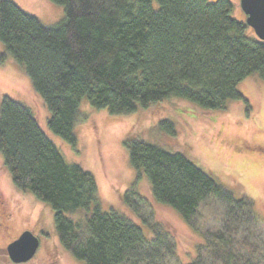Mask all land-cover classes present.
I'll use <instances>...</instances> for the list:
<instances>
[{"label": "trees", "instance_id": "16d2710c", "mask_svg": "<svg viewBox=\"0 0 264 264\" xmlns=\"http://www.w3.org/2000/svg\"><path fill=\"white\" fill-rule=\"evenodd\" d=\"M64 7L53 26L0 0V42L30 77L49 112L48 127L73 148L80 107L87 100L112 115L177 96L206 110L249 101L247 77L264 81V41L233 17L230 0H51ZM250 31V32H249ZM250 36L252 37H249ZM163 127L168 122H163ZM129 160L149 180L159 204L177 211L203 242L183 262L177 241L154 220L134 187L123 203L139 218L104 211L97 182L70 164L27 106L8 95L0 105V153L14 186L54 213L60 244L86 264H264V218L187 151H170L129 133ZM223 210L217 229L201 230V206Z\"/></svg>", "mask_w": 264, "mask_h": 264}, {"label": "rangeland", "instance_id": "374dc122", "mask_svg": "<svg viewBox=\"0 0 264 264\" xmlns=\"http://www.w3.org/2000/svg\"><path fill=\"white\" fill-rule=\"evenodd\" d=\"M12 1L47 26L56 25L65 17L64 7L51 0ZM230 1L234 5L233 17L246 21L241 0ZM251 34L256 36L252 28ZM4 53L0 42V105L2 97L8 95L32 110L66 161L80 164L94 175L97 199L104 211L115 209L139 223V218L123 203L122 195L134 187L147 198L150 202L147 213L153 212L154 220L174 236L183 262L195 257L196 246L203 242V237L177 211L155 201L146 176L139 179L124 146L129 133L170 151H187L198 165L238 197L252 199L264 218V81L258 75L247 77L239 85L249 105L231 102L226 110H206L171 96L134 113L112 115L85 100L75 128L77 147L73 148L49 129L48 109L35 92L30 77L11 58L1 59ZM163 122H168V126L164 128ZM222 215L223 210L213 203L202 205L198 227L217 229ZM27 230L41 244L31 260L19 264H86L60 244L50 206L14 186L0 153V264H18L10 260L7 248Z\"/></svg>", "mask_w": 264, "mask_h": 264}, {"label": "water", "instance_id": "95a60500", "mask_svg": "<svg viewBox=\"0 0 264 264\" xmlns=\"http://www.w3.org/2000/svg\"><path fill=\"white\" fill-rule=\"evenodd\" d=\"M241 7L247 16L246 23L258 38L264 41V0H241ZM40 247V239L31 231L23 232L8 245L9 258L14 263L31 260Z\"/></svg>", "mask_w": 264, "mask_h": 264}, {"label": "flooded vegetation", "instance_id": "af4514ba", "mask_svg": "<svg viewBox=\"0 0 264 264\" xmlns=\"http://www.w3.org/2000/svg\"><path fill=\"white\" fill-rule=\"evenodd\" d=\"M14 241V240H13ZM41 241V240H40Z\"/></svg>", "mask_w": 264, "mask_h": 264}]
</instances>
